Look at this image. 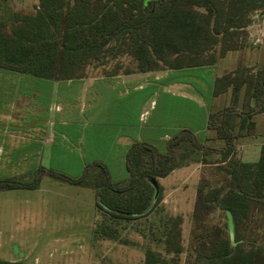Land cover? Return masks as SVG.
<instances>
[{
	"label": "trees",
	"instance_id": "obj_1",
	"mask_svg": "<svg viewBox=\"0 0 264 264\" xmlns=\"http://www.w3.org/2000/svg\"><path fill=\"white\" fill-rule=\"evenodd\" d=\"M32 15H19L10 31H0V68L48 80L85 77V69L104 65L109 57L129 55L136 70L147 73L213 66L228 51L247 43L246 30L256 12L264 11V0H37ZM244 36V38H243ZM218 47L220 52L215 55ZM118 75V71L104 76ZM232 88L231 104L208 117L207 128L215 130L224 143L219 149L185 129L166 143L165 152L154 145L136 141L126 153L129 178L113 182L101 162L87 164L80 176L40 167L29 175L0 180V191L35 190L45 176L74 187L93 189L96 207L118 220L150 216L163 200L160 178L183 167L194 157L221 155L227 162V179L206 191L197 188L195 215L200 211H221L230 236L208 230V248L198 251L202 264H264V236L252 240L250 230L254 208L264 206V145L256 163L236 158V140L249 135L253 117L264 113V63L256 68L241 67L217 78L214 95ZM245 90L240 106V94ZM237 121L240 123L235 133ZM259 219V218H258ZM257 219V220H258ZM180 219L176 222L179 223ZM103 227L95 236L112 238ZM170 232L166 252L182 253ZM247 233L249 235H247ZM175 236V237H174ZM160 255L146 253L144 264H160ZM0 264H4L1 263ZM8 264V263H5Z\"/></svg>",
	"mask_w": 264,
	"mask_h": 264
},
{
	"label": "crops",
	"instance_id": "obj_2",
	"mask_svg": "<svg viewBox=\"0 0 264 264\" xmlns=\"http://www.w3.org/2000/svg\"><path fill=\"white\" fill-rule=\"evenodd\" d=\"M263 63L264 34L250 33L245 46L228 51L213 66L74 80H48L0 68V180L29 175L40 167L76 178L87 164L101 162L113 182L125 181L126 153L133 142L144 141L165 152L167 141L185 129L219 149L224 143L207 128L208 117L231 104L233 91L215 96L216 79ZM244 93L243 89L240 106ZM253 122L249 135L235 142L236 158L244 163L258 162L264 145V113L256 114ZM239 128L237 121L236 134ZM225 165L221 155L213 153L173 170L159 179L163 202L174 203L179 216L191 215L208 167ZM86 189L80 188L85 203L96 208L95 191L90 197ZM16 192L0 191V204L12 207ZM18 196L31 201L30 195ZM15 223L10 209L0 206V248L20 250L15 248ZM1 257L11 262L15 252Z\"/></svg>",
	"mask_w": 264,
	"mask_h": 264
},
{
	"label": "rangeland",
	"instance_id": "obj_3",
	"mask_svg": "<svg viewBox=\"0 0 264 264\" xmlns=\"http://www.w3.org/2000/svg\"><path fill=\"white\" fill-rule=\"evenodd\" d=\"M37 0H0V31H10L19 15H32L36 12ZM246 42L250 33L255 37L264 34V11L253 14L252 23L246 30ZM244 38V36H243ZM220 52V47L215 55ZM137 62L129 55L109 57L104 65L92 64L85 69V77L104 76L118 71L124 74L136 70ZM196 162V157H194ZM212 161V160H211ZM214 161V160H213ZM228 165L208 167L207 179L199 186L206 191L226 182ZM40 190L15 189L16 196L12 207L3 202L0 206L16 218V247L1 245L0 262L8 264H144L146 253L154 251L160 255V264H202L196 261L197 253L208 248L205 231L220 236H230L225 226V215L219 211H200L195 215L179 216L171 205L161 201L156 210L148 217L137 220H118L103 214L84 201L80 187L57 182L46 178ZM222 183V184H220ZM89 191L93 197L94 190ZM30 195L23 202L18 195ZM89 195V194H88ZM164 196V192H163ZM198 199V192H197ZM91 200V199H89ZM250 230L251 238L261 243L264 236V206L254 208ZM14 212V214H13ZM259 218V219H258ZM180 219L179 223L176 222ZM258 219V220H257ZM103 227L112 232V238L95 236V230ZM25 230V233L21 232ZM179 231L175 241L182 247L180 254L166 252V239L170 232ZM247 235H249L247 233ZM26 239L23 240L22 238ZM175 237V236H174ZM14 242V243H15ZM15 257L11 262L1 256Z\"/></svg>",
	"mask_w": 264,
	"mask_h": 264
},
{
	"label": "built area",
	"instance_id": "obj_4",
	"mask_svg": "<svg viewBox=\"0 0 264 264\" xmlns=\"http://www.w3.org/2000/svg\"><path fill=\"white\" fill-rule=\"evenodd\" d=\"M258 38H259V36H258ZM145 116H146V114L143 115V117H145Z\"/></svg>",
	"mask_w": 264,
	"mask_h": 264
}]
</instances>
